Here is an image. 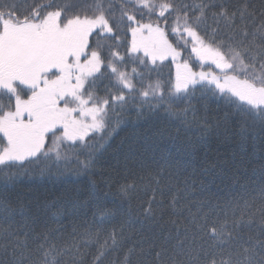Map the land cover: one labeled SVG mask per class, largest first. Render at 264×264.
<instances>
[{"label":"snow or ice","instance_id":"snow-or-ice-1","mask_svg":"<svg viewBox=\"0 0 264 264\" xmlns=\"http://www.w3.org/2000/svg\"><path fill=\"white\" fill-rule=\"evenodd\" d=\"M127 111L183 150L106 157ZM213 141L264 150V0H0V264H264V164Z\"/></svg>","mask_w":264,"mask_h":264},{"label":"trees","instance_id":"trees-1","mask_svg":"<svg viewBox=\"0 0 264 264\" xmlns=\"http://www.w3.org/2000/svg\"><path fill=\"white\" fill-rule=\"evenodd\" d=\"M165 73L168 69L165 67ZM119 119V124H117ZM113 124L116 125V130L111 133L110 146L107 147L105 156L111 158L112 154L119 150L121 152L127 151L129 145H136L141 149H157L170 151L176 154L183 150L184 144L182 143L183 134L179 138L176 137V128L167 120L161 117L147 115L138 117L135 111H127L124 113H117L113 117ZM210 158L215 159L216 152H227L229 155L235 153L238 158H243L250 163L251 167L259 168L261 164H264V150L261 149L259 143L255 146L249 145L241 149L238 146L229 144H217L216 141L211 143L208 149ZM148 155L152 152L148 151ZM42 163L40 167H43ZM30 170V176L35 180V184L25 183L20 187L27 190L29 188L38 190L40 192L51 191L55 193L62 192L64 190L75 191L81 184L76 181V174L71 171L74 164L61 165L65 168L64 175L55 181L42 180L39 176V171L36 169V165H26Z\"/></svg>","mask_w":264,"mask_h":264}]
</instances>
